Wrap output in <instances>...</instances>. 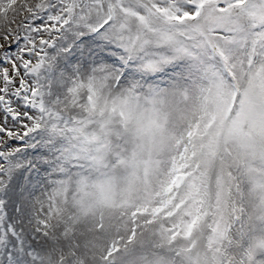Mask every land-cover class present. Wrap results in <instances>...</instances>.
Here are the masks:
<instances>
[{
	"label": "snow or ice",
	"instance_id": "snow-or-ice-1",
	"mask_svg": "<svg viewBox=\"0 0 264 264\" xmlns=\"http://www.w3.org/2000/svg\"><path fill=\"white\" fill-rule=\"evenodd\" d=\"M0 264H264V0H0Z\"/></svg>",
	"mask_w": 264,
	"mask_h": 264
}]
</instances>
